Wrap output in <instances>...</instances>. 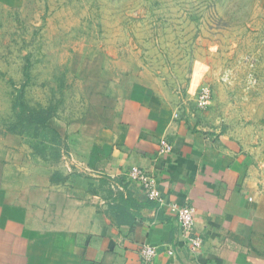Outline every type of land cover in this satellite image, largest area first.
Masks as SVG:
<instances>
[{"label":"crops","instance_id":"1","mask_svg":"<svg viewBox=\"0 0 264 264\" xmlns=\"http://www.w3.org/2000/svg\"><path fill=\"white\" fill-rule=\"evenodd\" d=\"M170 93L133 82L111 121L74 127L54 159L26 145L3 164L0 264H141L145 245L158 250L152 264H264V145L239 143ZM133 166L156 179L163 205L129 179ZM171 204L195 209L197 254Z\"/></svg>","mask_w":264,"mask_h":264},{"label":"rangeland","instance_id":"2","mask_svg":"<svg viewBox=\"0 0 264 264\" xmlns=\"http://www.w3.org/2000/svg\"><path fill=\"white\" fill-rule=\"evenodd\" d=\"M137 81L184 112L208 87L209 124L264 145V0H0V181L26 145L54 159L74 127L111 121Z\"/></svg>","mask_w":264,"mask_h":264},{"label":"built area","instance_id":"3","mask_svg":"<svg viewBox=\"0 0 264 264\" xmlns=\"http://www.w3.org/2000/svg\"><path fill=\"white\" fill-rule=\"evenodd\" d=\"M211 102V93L208 87L200 89L196 98V108L198 111H205ZM164 151H169L170 147L166 143H162ZM129 179L138 183L149 202L156 205H163L164 200L161 198L160 191L156 179L149 175L144 169L133 166L128 172ZM170 213L176 217L180 227V238L182 243L187 247L191 254H197L203 244L202 239L194 233L195 223V209L191 206H181L178 204H171L169 206ZM141 264H152L158 255L157 248L145 245L140 249ZM168 256L173 255L171 249L166 251Z\"/></svg>","mask_w":264,"mask_h":264},{"label":"trees","instance_id":"4","mask_svg":"<svg viewBox=\"0 0 264 264\" xmlns=\"http://www.w3.org/2000/svg\"><path fill=\"white\" fill-rule=\"evenodd\" d=\"M13 108L15 110H17L16 112H17L18 117L26 120V122H28L29 124L44 125L46 122L45 119H42V120L39 119V121H38L37 120V117L39 116L38 113L33 112V111H28V110L24 111L23 106L20 104L13 105ZM55 137H57V136L55 135ZM35 146L36 145H34L33 148L37 150V148H35ZM37 151H39V150H37Z\"/></svg>","mask_w":264,"mask_h":264}]
</instances>
